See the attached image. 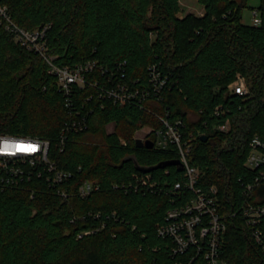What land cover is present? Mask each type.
Returning a JSON list of instances; mask_svg holds the SVG:
<instances>
[{
	"label": "trees",
	"instance_id": "trees-1",
	"mask_svg": "<svg viewBox=\"0 0 264 264\" xmlns=\"http://www.w3.org/2000/svg\"><path fill=\"white\" fill-rule=\"evenodd\" d=\"M196 1L201 16L183 14L179 0H1L19 26L48 25L57 65L92 60L105 74L96 71L90 80L104 84L114 73L140 90L149 89L148 67L156 65L166 85L160 98L123 105L86 87L74 93L70 112L47 64L0 23V134L49 140L50 158L73 173L66 199L43 180L0 192V264H172L171 240L157 227L192 193L175 190L182 180L175 166L139 169L177 160L173 150L136 147L137 130L162 127L158 116L181 119L185 136L205 132L208 139L196 136L190 158L201 169L199 185L217 188L226 214L243 204L244 187L256 174L244 167L250 141L264 142V22L241 23L248 0ZM237 75L249 96L230 93ZM83 116L86 129L68 132L62 149L65 124ZM227 119L228 131L213 129ZM146 174L155 186L136 188V177ZM85 180L100 189L80 198L76 190ZM250 202L264 203V181ZM258 227L264 233V219ZM222 254L228 264H264V251L240 217L227 220Z\"/></svg>",
	"mask_w": 264,
	"mask_h": 264
},
{
	"label": "built area",
	"instance_id": "built-area-1",
	"mask_svg": "<svg viewBox=\"0 0 264 264\" xmlns=\"http://www.w3.org/2000/svg\"><path fill=\"white\" fill-rule=\"evenodd\" d=\"M264 22V7L253 9V25L261 26ZM0 23L9 33L15 43L27 51L39 55L47 64L48 73L56 78L57 91L63 95L65 105L71 112V98L77 90H85L86 87L98 89V94L104 99H110L115 104L123 105L134 98L146 101L150 96L160 98L166 85V79L156 65H150L149 89L140 90L130 86L123 79L115 77V74L107 75L105 83L98 80H90L96 71L105 74L102 67L95 61H86L75 67L59 66L55 58L49 53L46 33L48 25L35 30H27L19 26L11 18L7 6L0 0ZM123 77V75H122ZM229 91L233 95L246 97L250 95L249 88L243 76L237 75L229 85ZM222 108L215 109L219 115ZM79 115V113H77ZM162 127L153 129L149 127L147 134L139 138L143 141H153V148L157 150L176 153L177 160L181 163L182 180L174 184L176 191L187 190L192 193L179 206L170 208L166 212V223L157 227V233L171 240L170 254L175 259L172 264H228L223 258V243L227 232V220L229 217H240L249 230L250 236L264 251V233L258 227L264 219V203L252 204V193L264 181V142L254 136L250 141V150L244 163V167L256 174L250 183L246 184L243 191L244 201L237 210L232 213H224L223 206L218 197L215 186L204 188L199 185L202 172L198 166L190 163L194 153L196 136H203L205 132L196 130V135L190 132L184 135L186 126L181 119L170 120L164 116H158ZM206 126V123H204ZM87 127L86 117L80 120L71 119L65 124L60 135L61 148L64 147L67 133L83 131ZM207 127V126H206ZM230 121L214 125L213 129L228 131ZM153 135V139L149 137ZM138 137H134V140ZM123 144L126 143L123 141ZM61 149V151H62ZM27 167L28 169H25ZM73 177V173L58 168L50 158V141L43 138L23 137L11 134H0V192L8 187H17L24 181L43 180L55 194L66 199L71 194L66 187ZM154 182L146 174L136 177V188H153ZM100 186L93 181L85 180L77 187L76 194L80 198H86L98 191ZM90 233V232H85ZM84 233V234H85Z\"/></svg>",
	"mask_w": 264,
	"mask_h": 264
},
{
	"label": "rangeland",
	"instance_id": "rangeland-1",
	"mask_svg": "<svg viewBox=\"0 0 264 264\" xmlns=\"http://www.w3.org/2000/svg\"><path fill=\"white\" fill-rule=\"evenodd\" d=\"M181 6L183 7V14L193 13L197 14L198 9L201 8V5L196 0H179ZM261 5L260 0H248L246 6L242 9V18L241 23L244 25L252 26L253 25V9L259 8ZM114 130V124L107 126V132L111 133ZM149 130V127H143L136 131L134 137L142 138L144 137Z\"/></svg>",
	"mask_w": 264,
	"mask_h": 264
},
{
	"label": "water",
	"instance_id": "water-1",
	"mask_svg": "<svg viewBox=\"0 0 264 264\" xmlns=\"http://www.w3.org/2000/svg\"><path fill=\"white\" fill-rule=\"evenodd\" d=\"M207 139H208L207 135L201 136V140L202 141H206ZM135 144H136V147H138V148H143V147H145L147 149H152L153 148V141H151V140L143 141V140L138 138V139L135 140ZM167 166H175V167H177V169L179 171L183 170V167H182L181 163L178 160L163 161V162H160V163H158L157 165H155L153 167H150V168L139 167V169H141L143 172H149L151 170H155V169H159V168H165Z\"/></svg>",
	"mask_w": 264,
	"mask_h": 264
},
{
	"label": "crops",
	"instance_id": "crops-1",
	"mask_svg": "<svg viewBox=\"0 0 264 264\" xmlns=\"http://www.w3.org/2000/svg\"><path fill=\"white\" fill-rule=\"evenodd\" d=\"M203 13H204V8H203V6H201V8L198 9V13L195 14V15H197V16H201Z\"/></svg>",
	"mask_w": 264,
	"mask_h": 264
}]
</instances>
